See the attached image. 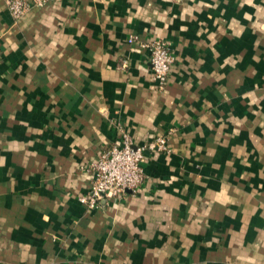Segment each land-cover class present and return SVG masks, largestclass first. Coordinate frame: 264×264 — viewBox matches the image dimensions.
<instances>
[{"label": "crops", "instance_id": "0c3cea01", "mask_svg": "<svg viewBox=\"0 0 264 264\" xmlns=\"http://www.w3.org/2000/svg\"><path fill=\"white\" fill-rule=\"evenodd\" d=\"M32 5L17 20L0 0V264H131L148 246L264 264V0ZM131 36L169 43L165 87ZM123 131L170 151L89 211L85 168Z\"/></svg>", "mask_w": 264, "mask_h": 264}, {"label": "built area", "instance_id": "2783aa9c", "mask_svg": "<svg viewBox=\"0 0 264 264\" xmlns=\"http://www.w3.org/2000/svg\"><path fill=\"white\" fill-rule=\"evenodd\" d=\"M60 1L62 0H34L32 4ZM6 3L14 19H20L31 7V3L26 0H7ZM128 42L147 50L153 79L160 88L165 87L175 61L169 44L161 39L141 42L137 37H131ZM148 150L154 153L170 151L165 137H158L143 145H134L130 135L123 131L119 141L103 151L94 163L90 189L83 196L82 202L91 208H100L121 201L129 192L137 193L146 179L143 163Z\"/></svg>", "mask_w": 264, "mask_h": 264}, {"label": "rangeland", "instance_id": "374dc122", "mask_svg": "<svg viewBox=\"0 0 264 264\" xmlns=\"http://www.w3.org/2000/svg\"><path fill=\"white\" fill-rule=\"evenodd\" d=\"M7 1V0H6ZM27 1V0H26ZM63 1V0H62ZM28 2V1H27ZM61 2V1H60ZM7 4V3H6ZM35 5H37L36 3L34 4V6ZM43 5V4H42ZM38 6V5H37ZM31 7H33V5L31 4ZM8 8V7H7ZM30 9V8H29ZM9 10V9H8ZM27 13V12H26ZM25 13V14H26ZM24 16V15H23ZM22 16V17H23ZM21 17V18H22ZM18 20V19H17ZM131 37H137V36H131ZM131 37H129L127 40L129 41V39L131 38ZM138 38V37H137ZM129 43V42H128ZM169 44V43H168ZM131 45H133V44H131ZM153 77V76H152ZM154 80V79H153ZM100 156V155H99ZM99 158V157H98ZM98 160V159H97ZM97 160L96 161H93L92 163H90L86 168H85V170H86V172H88L89 173V175H92V171H93V165H94V163L95 162H97ZM90 179H91V177H90ZM145 181V180H144ZM90 183H91V180H90ZM88 192L89 191H87L86 193H81V194H79L78 196H77V201L81 204V205H83L84 207H86L87 208V210H89V211H93V210H96L97 208H91V207H89V206H87L86 204H84L83 202H82V198H83V196H86V194H88ZM131 193V192H130ZM127 196V195H126ZM125 196V197H126ZM124 197V198H125ZM123 198V199H124ZM122 199V200H123ZM107 207V206H106ZM7 234H3L1 231H0V241H2V238H3V236H6ZM9 238V241H11V238H10V236L8 237ZM6 247H8V246H4V247H0V253H4V254H6L5 252H3V250H10L11 249V247L9 246L8 248H6ZM148 249H149V253H148V255H147V260H144V261H142V262H140V261H138V262H135V261H133V262H131V264H189L188 262H187V255H181V257H179L180 258V261H178L177 260V255L176 254H173L172 252H170V253H165L164 254V259H163V261H156V250H157V246H152V247H147ZM161 248V247H160ZM171 248V247H170ZM109 249H112V247H110ZM137 250H138V247L136 248V251L134 250V247H132V250H131V252L132 253H137ZM161 251H162V249H161ZM139 255V253L138 254H136L135 256L137 257ZM117 264H122V263H117ZM195 264H203V263H201V262H196Z\"/></svg>", "mask_w": 264, "mask_h": 264}, {"label": "water", "instance_id": "95a60500", "mask_svg": "<svg viewBox=\"0 0 264 264\" xmlns=\"http://www.w3.org/2000/svg\"><path fill=\"white\" fill-rule=\"evenodd\" d=\"M130 193V192H129Z\"/></svg>", "mask_w": 264, "mask_h": 264}]
</instances>
